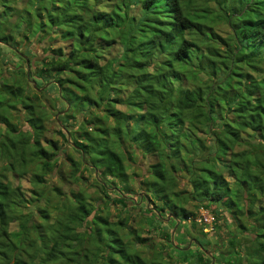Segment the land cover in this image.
<instances>
[{"label":"trees","instance_id":"16d2710c","mask_svg":"<svg viewBox=\"0 0 264 264\" xmlns=\"http://www.w3.org/2000/svg\"><path fill=\"white\" fill-rule=\"evenodd\" d=\"M203 1L25 0L22 11L16 0H0V13L18 18L11 26L0 19V44L28 62L23 70L7 63L12 68L0 74V264H162L132 248L148 238L128 216L112 219L107 210H125L134 174L125 168L137 157L147 160L150 176L140 180V197L158 217L193 222L184 202L207 201L213 214L223 206L242 228L238 216L249 208L239 204L241 195L264 198V0L249 7V21L236 14L239 2L223 13L221 0ZM30 33L44 53L34 62L29 45L18 49ZM60 39H71L67 50L54 46ZM31 76L36 88L58 87L57 133L69 136L78 158L59 157L56 140L41 143L54 100L41 105L27 88ZM229 78L241 83L237 91ZM17 108L24 128L11 115ZM177 171L188 191L173 189ZM90 172L89 192L79 185ZM48 174L56 176L47 185ZM26 176L24 198L11 180ZM252 213L256 232L236 243L233 259L264 264V207ZM198 252L189 264H202Z\"/></svg>","mask_w":264,"mask_h":264},{"label":"rangeland","instance_id":"374dc122","mask_svg":"<svg viewBox=\"0 0 264 264\" xmlns=\"http://www.w3.org/2000/svg\"><path fill=\"white\" fill-rule=\"evenodd\" d=\"M25 0H16V7H20V10H24L23 7L25 3H23ZM203 0H194V5H202ZM239 2L240 7L238 8V14L239 16L243 17L241 20L249 21L254 18V14L251 10L258 8V0H221V7L220 10L226 12L229 10L228 8H231L229 6L230 3ZM207 4L214 5L215 3L213 0H207ZM216 9V8H215ZM218 11V10H217ZM1 12V11H0ZM218 13V12H217ZM203 13H199V16L202 17ZM198 15L190 16L192 20L198 21L200 23L201 18ZM0 19H5L7 25H14L18 21V18L11 17L10 15L1 14L0 13ZM226 29L225 26H222L220 28H217L218 34L223 36L224 30ZM40 34L38 33V36ZM226 35V34H225ZM28 42L29 44L21 45L18 49H23L25 45H29L31 48L32 54H30V57L32 60L30 62H34L38 57H35V53H39L41 56V42H38L37 37L33 36L32 33L28 36ZM39 43V44H38ZM71 45V39L65 40L60 39V41H57L54 46L60 47L62 51L67 50ZM28 46V47H29ZM53 46V47H54ZM52 48V47H51ZM105 57L107 58L109 56V51L104 49ZM42 53V52H41ZM44 54V53H42ZM11 56V59H9ZM152 59L148 60L149 63L153 61ZM106 60V59H105ZM11 61V62H10ZM7 63H12L13 65H17L20 70H23L24 67L28 69V62L25 64L19 62V58L16 57L12 52H9V49L3 47L0 44V74L3 75L7 74L9 71H6L9 68H12V66H6ZM31 67V66H30ZM257 76V75H256ZM200 78H204L205 75L203 73H199ZM223 78V76L220 77V79ZM224 75V79H225ZM34 77L31 76L28 78L27 88L29 89V92H35L38 95V99L42 102L41 105H47L50 104L51 101L54 100V107L51 108L47 112V118L45 121V129L43 132V137L41 139V143L45 144V141L47 142L50 140H56L57 145L59 147L58 156H62V159H64V154L67 152L70 154V156L74 159L78 158L76 153L71 151L70 142H69V136L66 134V140L60 138V136L57 133V130H59V125L57 121H54L55 116L60 114V108L63 106V104H60L58 101V87H52L50 90H45L46 85L41 88H36L34 86ZM223 79V80H224ZM222 80V81H223ZM221 81V82H222ZM242 81V80H241ZM189 82V81H188ZM226 82V81H225ZM227 82L229 83L228 88L230 90L237 91L241 86V83H238L235 79L229 78L227 79ZM39 104V103H38ZM38 106V105H37ZM120 108V107H119ZM46 110V109H45ZM57 111V113H55ZM59 112V113H58ZM73 114L77 112V110H72ZM21 109L17 108V110H14L11 115L16 119L17 125L20 128L25 127V123L22 119ZM258 140V137L255 138V141ZM134 163L132 164V168H125V171L128 174H131V172H134L132 176L129 177V188L130 192L125 193L126 196L125 202L126 207L125 210L121 209L118 205H109L107 207V210L109 211V216L112 219H115V217H122V216H128V225L135 229L139 236L148 238L144 245L139 246L135 244L132 248H136L137 251H139L142 255L146 256L147 258H151L154 256H158V258L161 260L162 264H189L188 260H192L191 258H194L195 255H197V252H202L203 254V262L202 264H242V259L240 255L239 262L234 261L235 257V245L236 243L240 242L243 236H248L249 234H254L256 230L254 229V221H253V213L252 210H255L258 206L264 207V198L261 196H255L251 199H247V197H243L241 195L239 204L241 207L249 208L247 211L245 210L244 214L238 216L239 220L243 224L242 228L238 227V222L234 221L230 216V212L225 210V207L221 206L222 209L218 210L217 215L213 214L211 210L215 208V204L209 203L207 201L204 202H198L196 200L188 199L184 202V206L191 210L194 214L193 222L190 220H183L178 226H176V223L171 220L169 214L167 215L165 212L161 214V217L157 216V213L155 209L153 208V205L150 204V202L144 200L140 197V192L143 191V187L140 185L141 179H150V176L147 173V160L144 158L137 157L133 160ZM66 167L62 166V170H65ZM61 170V171H62ZM176 177L177 185L173 188L176 191L181 190H189V186L186 183V176L183 172H176L174 173ZM226 174V173H225ZM55 175H45V180L47 182V185L50 183L55 182ZM132 178L134 180H132ZM99 181L100 179H96ZM95 181L94 173L90 172L87 175L85 184L86 186L79 185L80 189H85V191H93V188H90V185ZM96 181V182H97ZM231 182V181H230ZM19 186L20 190V196L21 197H28V190L31 189V184L28 182V177H24L22 179L18 180H11V185L14 187L15 185ZM232 183H230L231 185ZM89 186V187H88ZM112 195H115L113 192H111ZM230 194V193H229ZM232 192L229 195L231 199H234L232 196ZM251 202V203H250ZM203 203H205L208 208L203 207ZM248 204L250 205L248 207ZM205 205V206H206ZM54 207H52L53 209ZM227 209V208H226ZM54 210V209H53ZM53 210H50V216L53 217ZM251 210V211H249ZM229 213V214H228ZM202 216H205L206 218H209L210 221H204L202 220ZM170 218V219H169ZM52 219V218H50ZM175 223V224H174ZM17 221H12L8 225V229L10 231H15L17 228ZM192 226H191V225ZM165 230V232H164ZM196 240L199 242V244L196 243ZM232 240V241H231ZM179 248V249H178ZM181 248H184L182 251H180ZM198 252V253H199ZM182 253H185V255H188V257H185L183 260ZM233 259V260H232ZM232 262V263H231ZM192 264V262H191ZM196 264V263H194ZM198 264V263H197Z\"/></svg>","mask_w":264,"mask_h":264},{"label":"built area","instance_id":"2783aa9c","mask_svg":"<svg viewBox=\"0 0 264 264\" xmlns=\"http://www.w3.org/2000/svg\"><path fill=\"white\" fill-rule=\"evenodd\" d=\"M202 220L207 221V222L210 221L209 218H206L205 216H202Z\"/></svg>","mask_w":264,"mask_h":264},{"label":"flooded vegetation","instance_id":"af4514ba","mask_svg":"<svg viewBox=\"0 0 264 264\" xmlns=\"http://www.w3.org/2000/svg\"><path fill=\"white\" fill-rule=\"evenodd\" d=\"M204 264V263H203Z\"/></svg>","mask_w":264,"mask_h":264}]
</instances>
